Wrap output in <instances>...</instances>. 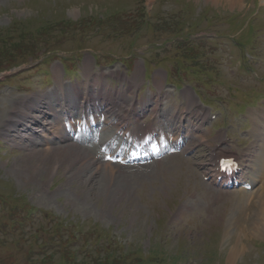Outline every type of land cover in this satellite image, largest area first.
<instances>
[{
	"label": "rangeland",
	"instance_id": "obj_1",
	"mask_svg": "<svg viewBox=\"0 0 264 264\" xmlns=\"http://www.w3.org/2000/svg\"><path fill=\"white\" fill-rule=\"evenodd\" d=\"M181 37L194 41H177ZM234 37L243 53L231 45ZM245 52V58L254 56L246 60L255 70L249 69L264 82V0H0V73L9 75L0 80V264H264V231L254 226L261 222L264 175L245 194L213 190L200 179L201 163L226 132L223 147L231 154L247 152L255 140L249 114L240 118L236 112L245 113L251 102L264 107V98H257L264 83L235 64ZM92 56L98 67L84 64ZM58 57L67 58L66 77ZM123 58L131 80L151 64V84L136 102V111H149L142 121L155 115L154 107L153 113L162 109L167 116L184 113L191 125L202 121L205 131L191 136L188 161L111 166V176L79 144L55 146L61 160L55 166L40 160L43 143L34 146L6 132V121L21 105L36 102L49 114L56 104L59 111V87L72 107L83 86L91 88L93 102L102 99L108 109L120 105L115 97L125 99L134 89L110 77L127 72ZM188 65L197 66L194 74H204L205 83L183 73H190ZM166 74L170 83L181 78L199 89L213 110L196 115L182 96L188 88L166 86ZM220 109L233 128H215L223 123ZM210 113L218 115L211 127ZM87 150L96 153L94 146ZM235 245L238 253L228 259Z\"/></svg>",
	"mask_w": 264,
	"mask_h": 264
},
{
	"label": "bare ground",
	"instance_id": "obj_2",
	"mask_svg": "<svg viewBox=\"0 0 264 264\" xmlns=\"http://www.w3.org/2000/svg\"><path fill=\"white\" fill-rule=\"evenodd\" d=\"M226 1H228V0H225V2ZM229 1H234V0H229ZM230 3H232V2H230ZM73 93H75V92H73ZM185 96L191 98L190 94L187 92H186ZM66 102L70 103L68 100ZM74 102H76V101H74ZM47 105H48V103H47ZM54 106L56 107V104H53V110L50 108L51 110H49L50 112H48L49 114H47V112H44L43 110H41V107L36 105V102H35V104L31 105L29 108L28 107L26 108V107H24V105H21L19 108H15V112H14L15 115L13 117H10L12 112L9 113L10 118L6 121L5 127L8 128V130H6V132L10 133L12 131L11 133L13 135H11V136L14 139L17 138L20 140H23V139L30 140V143L34 146H40L41 143H43L45 145V148L41 147V149L37 151L41 155L40 160L41 161L48 160L50 163H53V165L58 166L61 164V160L59 159V157L57 155V150L59 148L63 149L65 147H74L73 144H70L68 146H67V144H62V143L60 144V142H68L69 141V139H67V138L61 139L65 136L63 128L65 129V127H68L69 125H71L70 127H71V129L73 128V132L80 133L81 127H77L76 124L73 125L71 123L72 121H73V123H75V121L73 120L72 114H73V112L77 111L76 119L77 118L80 119L81 123H85L87 121V118L85 117L86 114L83 113L82 108H81L80 114H78L79 105H77V104L75 105V107L70 106V104L67 105L66 109L64 108L65 110H63L62 114H59V112L54 109ZM16 109H17V111H16ZM32 110H36L38 112V114L34 113ZM48 116H50L54 122H49L50 118H48V119L46 118ZM261 117L262 118H256L255 113L252 114L253 129L251 132L254 135L255 140H254L253 144L251 145L250 149H248L250 151V154L247 152L249 157L251 156L249 165H246L245 167L242 165V167L244 169H246V171H247V175H248L247 181L249 180L250 181L249 183H251V184H254L256 181H258V179L261 176H263V174H264V117L263 116H261ZM82 118H84V120H82ZM135 119L137 120V117ZM62 126H63V128H62ZM31 130H34V132L32 133ZM169 130L171 131L170 128H169ZM136 132H137V130H136ZM150 132H151V140H152L153 129H151V127H149V131H147L145 133L142 132V135L139 138L140 139L148 138V136H149L148 134H150ZM187 134H189V133H187ZM160 139L164 141L167 139V137L165 134L161 133ZM169 139H170V143L172 145L179 142L178 138L173 139L171 136H169ZM49 143H51V144L48 147L49 149H47L46 145H48ZM55 146H58L59 148H54ZM109 147H110V145H109ZM251 150H253V151H251ZM89 152H87L85 154L89 155ZM221 152H222V150L219 151V153H221ZM136 153L139 156L144 157L141 154V152H139V150H137ZM152 154H155V151H153ZM49 155H50V157H49ZM214 155H218V154H211L209 167H211V165L214 163V161L216 159H218V157H219V156H214ZM89 156L94 158V160H93L94 164L100 170V167L97 164L98 161L96 160L97 157L94 154H90ZM101 166H104L103 171H105L106 174H108L107 171H109L110 175L111 176L113 175L114 169L111 168V166H109L108 164H103ZM101 171L102 170H100V172ZM213 173H214V168L212 170L207 171L206 176H210ZM260 197H262V199H263L264 194L262 196L260 194ZM262 206H263V208L261 207L259 209V211H260L259 216L261 217V222L255 223V225H254L256 232L264 231V205L262 204ZM231 223H232V221H231ZM228 226H229V224H228ZM230 227H233L232 224H230ZM256 234L261 235L258 233H256ZM237 250H239V249L237 248L236 245L234 247H232L230 250L228 259H234L238 253Z\"/></svg>",
	"mask_w": 264,
	"mask_h": 264
}]
</instances>
